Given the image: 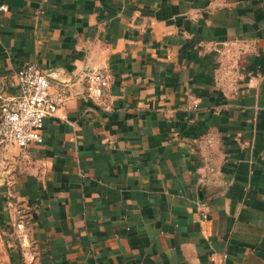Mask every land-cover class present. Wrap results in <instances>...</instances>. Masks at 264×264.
Instances as JSON below:
<instances>
[{"label":"crops","instance_id":"obj_1","mask_svg":"<svg viewBox=\"0 0 264 264\" xmlns=\"http://www.w3.org/2000/svg\"><path fill=\"white\" fill-rule=\"evenodd\" d=\"M1 6L0 107L28 64L67 98L43 143L0 148V247L15 227L42 264H264V0Z\"/></svg>","mask_w":264,"mask_h":264},{"label":"built area","instance_id":"obj_2","mask_svg":"<svg viewBox=\"0 0 264 264\" xmlns=\"http://www.w3.org/2000/svg\"><path fill=\"white\" fill-rule=\"evenodd\" d=\"M235 70L237 66L228 63L223 68L229 77L234 76ZM85 81L87 96L92 100L101 99L109 86V78L101 72L87 73ZM16 89L17 94L0 107V148L43 143L45 119L56 116L67 98L65 89L55 88L35 64L18 71Z\"/></svg>","mask_w":264,"mask_h":264},{"label":"rangeland","instance_id":"obj_3","mask_svg":"<svg viewBox=\"0 0 264 264\" xmlns=\"http://www.w3.org/2000/svg\"><path fill=\"white\" fill-rule=\"evenodd\" d=\"M8 233L9 244L0 247V264H42L39 250L25 238L26 233L21 228L16 231L13 227Z\"/></svg>","mask_w":264,"mask_h":264}]
</instances>
